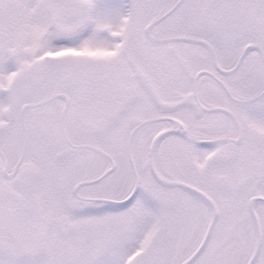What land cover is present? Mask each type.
<instances>
[{
    "label": "snow or ice",
    "instance_id": "obj_1",
    "mask_svg": "<svg viewBox=\"0 0 264 264\" xmlns=\"http://www.w3.org/2000/svg\"><path fill=\"white\" fill-rule=\"evenodd\" d=\"M0 264H264V0H0Z\"/></svg>",
    "mask_w": 264,
    "mask_h": 264
}]
</instances>
